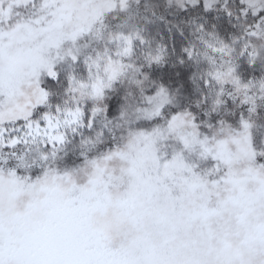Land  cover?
<instances>
[{"label": "snow or ice", "instance_id": "1", "mask_svg": "<svg viewBox=\"0 0 264 264\" xmlns=\"http://www.w3.org/2000/svg\"><path fill=\"white\" fill-rule=\"evenodd\" d=\"M0 264H264V0H0Z\"/></svg>", "mask_w": 264, "mask_h": 264}]
</instances>
